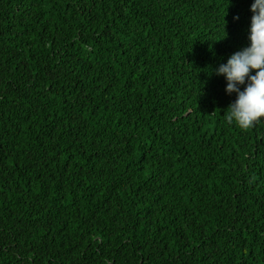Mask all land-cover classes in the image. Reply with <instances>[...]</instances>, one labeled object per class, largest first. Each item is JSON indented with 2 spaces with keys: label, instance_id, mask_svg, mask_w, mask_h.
Wrapping results in <instances>:
<instances>
[{
  "label": "trees",
  "instance_id": "obj_1",
  "mask_svg": "<svg viewBox=\"0 0 264 264\" xmlns=\"http://www.w3.org/2000/svg\"><path fill=\"white\" fill-rule=\"evenodd\" d=\"M252 3L0 0V264H264Z\"/></svg>",
  "mask_w": 264,
  "mask_h": 264
},
{
  "label": "clouds",
  "instance_id": "obj_2",
  "mask_svg": "<svg viewBox=\"0 0 264 264\" xmlns=\"http://www.w3.org/2000/svg\"><path fill=\"white\" fill-rule=\"evenodd\" d=\"M247 46L232 53L226 63L213 67L212 74L223 76L227 94H235L225 119L242 130L264 118V0H253ZM239 17L237 16L236 19Z\"/></svg>",
  "mask_w": 264,
  "mask_h": 264
}]
</instances>
